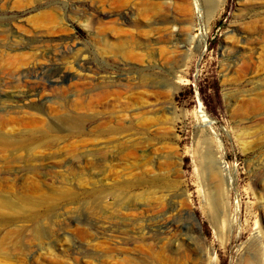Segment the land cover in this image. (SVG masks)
I'll return each instance as SVG.
<instances>
[{"label":"rangeland","instance_id":"rangeland-1","mask_svg":"<svg viewBox=\"0 0 264 264\" xmlns=\"http://www.w3.org/2000/svg\"><path fill=\"white\" fill-rule=\"evenodd\" d=\"M214 4L0 0V264H264V0Z\"/></svg>","mask_w":264,"mask_h":264},{"label":"bare ground","instance_id":"bare-ground-1","mask_svg":"<svg viewBox=\"0 0 264 264\" xmlns=\"http://www.w3.org/2000/svg\"><path fill=\"white\" fill-rule=\"evenodd\" d=\"M203 1V3L205 4V6H206V9L207 10H210L211 9V14L212 15H214L217 11H218V5L216 6L215 4H214V0H202ZM89 19V18H88ZM91 21H96V17H92V20ZM68 52H70V53H66L64 50H61V51H59V52H57L58 54H53V56H55V55H58L60 58H65V57H67L69 54L71 55V53H73L72 51H68ZM55 71V70H54ZM56 72H58V70L56 71ZM33 94H35L34 93V91L33 90H29L28 91V96H32ZM16 96H19V95H16ZM19 98V97H18ZM21 100L20 99H17V101L16 102H20ZM203 113V112H202ZM206 116V114L205 113H203L202 114V117L204 118ZM86 120V119H85ZM91 120H93V119H91ZM205 120V119H204ZM87 121H88V119H87ZM107 121V120H106ZM106 121H102V119H98L97 121H94V128H95V132H102L101 130H102V128L99 126V125H101V124H103L104 122H106ZM59 122H60V124L62 125V126H65V127H68V129L70 128V130H76L78 133H80V131H81V124L82 123H85L84 122V118L82 117V116H80V115H78V116H76V115H73V114H66L65 116H62V117H60L59 118ZM89 122H91V121H89ZM93 122V121H92ZM86 124V123H85ZM49 129V128H48ZM110 132H113V130H109V133ZM113 135V134H112ZM5 136H2V135H0V143L2 144V146H4V148H8V147H13V148H20L21 146H22V142L23 141H21V140H14V141H12V140H9V139H7V138H4ZM28 140H31L30 141V143L28 144V146H30L29 148H28V150L26 151V154H25V159L26 160H30L32 157H34V155L32 156V153H34L33 151L35 150V148L37 147V146H39V142L38 143H36L38 140H40V139H38L36 136H34V137H30V138H28ZM56 140V139H55ZM125 141V140H124ZM123 141V142H124ZM134 142V141H133ZM140 141H138L137 143H139ZM47 143H54V142H42L41 141V145H46L47 147H49L48 145H52V144H47ZM56 143V142H55ZM127 143V142H126ZM132 143V142H131ZM144 143H146V141H144ZM140 144V143H139ZM54 145V144H53ZM133 144H131L130 145V147L128 148V149H131L133 146H132ZM138 145V144H137ZM137 145H135V146H137ZM141 145V144H140ZM140 145H138L137 147L139 148V146ZM144 145V144H143ZM146 145V144H145ZM144 145V146H145ZM148 145V144H147ZM149 145H151V144H149ZM45 146V147H46ZM129 146V145H128ZM134 146V147H135ZM152 146V145H151ZM151 146H149V148L151 147ZM155 146V145H154ZM105 147V146H104ZM113 147V146H112ZM140 147H142V146H140ZM147 147V146H146ZM157 146H155V148L154 149H156L157 150V148H156ZM144 148V147H143ZM163 148V147H162ZM105 150H108L109 149V147H105L104 148ZM141 149V148H140ZM153 148H151V150H154ZM104 150V151H105ZM132 150V149H131ZM160 150V149H159ZM143 151V150H142ZM146 151V150H145ZM205 158H206V166H207V168H213V166H214V160H213V157H212V154H211V152L210 151H206V153H205ZM171 227V226H170ZM176 229V228H175Z\"/></svg>","mask_w":264,"mask_h":264}]
</instances>
